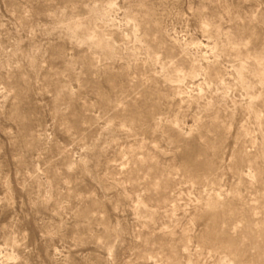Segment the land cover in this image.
Instances as JSON below:
<instances>
[{
    "label": "rangeland",
    "instance_id": "1",
    "mask_svg": "<svg viewBox=\"0 0 264 264\" xmlns=\"http://www.w3.org/2000/svg\"><path fill=\"white\" fill-rule=\"evenodd\" d=\"M0 264H264V0H0Z\"/></svg>",
    "mask_w": 264,
    "mask_h": 264
}]
</instances>
